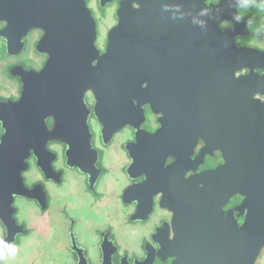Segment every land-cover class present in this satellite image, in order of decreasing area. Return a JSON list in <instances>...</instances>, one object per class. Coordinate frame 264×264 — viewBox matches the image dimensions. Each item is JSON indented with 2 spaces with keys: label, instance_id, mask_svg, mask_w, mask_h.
Listing matches in <instances>:
<instances>
[{
  "label": "flooded vegetation",
  "instance_id": "af4514ba",
  "mask_svg": "<svg viewBox=\"0 0 264 264\" xmlns=\"http://www.w3.org/2000/svg\"><path fill=\"white\" fill-rule=\"evenodd\" d=\"M121 1L123 0H84L95 22V45L100 54L106 49L109 30L118 22L117 10ZM12 2L13 0H8L9 15L0 20V31L6 29L5 37L0 35V47L4 46V55L0 56L8 60L3 72L6 79L15 85L16 92L8 96L0 94V102L4 103L15 102L20 97L22 82L15 75L17 69L39 71L47 59L44 53L36 49L42 32L32 29L24 33L20 17L11 16ZM143 2L144 0L131 2L133 11L137 13L138 24ZM244 2L245 0L225 2L227 8L234 6L241 17L239 21L246 24V28L238 29L241 34L235 36V44L264 50L251 44L258 36L264 38V32L253 29L256 7L245 11L240 7ZM255 2L258 3L259 0ZM149 3L150 6L153 5L154 11L150 21L148 17L150 47L147 55L144 53L143 56H138L136 70L143 77L149 78L148 89L143 81L140 91H148L150 94L139 95L134 100L135 105L120 112L114 121H111L112 114H105L102 123L94 109V97L86 93L83 96L87 109L86 123L91 146L97 157L92 167L85 173L68 166L64 154L66 146L57 140H47L46 149L49 153H54V156L51 158L48 153L42 154L39 166L31 153L26 160L27 168L22 172L27 188L41 185L37 191L38 201L24 196L14 197L15 219L19 210L16 201L20 198L30 200L45 213L49 210L53 196L49 183L59 188L65 182V172L68 169L73 171L76 178L81 179L85 192L92 197L85 203L91 215L87 217L83 214L76 218L65 207L55 209L56 214L67 224L68 243L65 248L70 255L67 264H101L102 256H108L110 264H172L174 257L169 254L176 252L178 242L190 252L227 253L235 243L232 239L234 235L226 229H220L227 225L229 229L230 221L240 225L249 211V204L243 203L245 195L235 192V127H232L231 103H209L198 114L199 119L189 123L183 118L179 103L181 96L174 93L178 88H186L189 82L204 81L206 92L213 88L217 91V96L221 95L225 99L229 96L232 91L230 65L227 70L216 69L219 56L215 50L219 37L216 36L215 28L219 33L220 29L231 27L233 22L231 19L220 20L219 8H216L220 0H149ZM261 19L264 21V16ZM171 28L175 30L173 36ZM188 28L193 30L189 36ZM15 37L21 38V49L16 53H9L8 43L12 46ZM194 37L197 40L200 37L201 45L206 49L200 72L196 73L198 75L203 71L206 78L203 76L201 80L188 79L189 73L183 68L184 64L186 67V61L184 63V57L182 58L183 49L175 43H184ZM172 43H175L173 48ZM29 47H32L36 58L42 57L39 65H34V60L27 57ZM216 70L217 80L214 79ZM254 71L259 75L264 73L262 68ZM246 72L243 69L234 72V76ZM224 123H227V127ZM45 125L48 129L52 127L51 117L45 119ZM113 159H118V166L111 173L108 164ZM48 161L53 173L47 176L44 169ZM34 170L38 176L34 175ZM197 174H201L197 179V201L201 204V213L204 217L207 215L208 219L214 215L218 224L214 226L213 223L211 225L209 222L199 221L197 230L193 231L195 224L187 222L184 216L181 217V210L179 212L178 206L175 208L172 204L180 201L183 205L182 201L188 195L187 185L183 180ZM107 178L112 179L108 184L112 186V192L108 194L110 198L105 203L107 184L104 183ZM86 220L93 225L88 241L81 237L82 230L79 231ZM16 222L23 225L25 232L22 234L30 233L24 222H18L17 219ZM0 225L1 240L5 236V229L1 223ZM20 235H16L14 243L18 242ZM225 245L228 251L224 249ZM79 255L85 260L79 259ZM201 260L200 264H203L204 258Z\"/></svg>",
  "mask_w": 264,
  "mask_h": 264
},
{
  "label": "water",
  "instance_id": "95a60500",
  "mask_svg": "<svg viewBox=\"0 0 264 264\" xmlns=\"http://www.w3.org/2000/svg\"><path fill=\"white\" fill-rule=\"evenodd\" d=\"M132 1L119 3L118 22L109 30L106 49L100 54L95 45V22L84 0H13L11 16L20 17L24 33L32 29L42 32L36 49L47 59L39 71L17 69L15 75L22 82L20 97L15 102H0V223L5 229V236L0 241L14 243L16 235L25 232L14 217L15 195L38 201L37 191L41 185L27 188L22 177L31 153L39 166L42 154L48 153L52 158L54 153L46 149L47 140L51 139L66 146L64 154L68 166L86 173L96 161L86 123L87 109L83 101L86 93L94 97V109L102 123L105 114H112L111 121H114L120 112L135 105L134 100L139 95L150 94L140 91L143 81L148 89L149 78L137 73L136 68L138 56L147 55L150 47L148 29L153 5L144 0L138 24ZM225 2L220 0L216 6L220 20L231 19L233 23L225 30L220 29L219 33L215 28L219 37L215 50L219 56L216 69L227 70L230 65L231 93L225 99L217 96L213 88L206 92L204 81L189 82L186 88H178L174 93L180 94L183 118L189 123L196 122L200 111L209 103H231L232 127H235V192L245 195L243 203L249 204V211L240 225L230 221L229 229L228 225L220 229L234 235L235 243L229 247L230 252H190L178 242L176 252L169 254L174 257L172 264H200L201 258H204L203 264H257L264 250V102L256 97V94L264 93V73L259 75L254 71L264 69V50L235 44V36L241 34L238 29L246 28V24L236 19L234 6L227 8ZM8 4V0H0V20L9 15ZM192 31L188 28V36ZM171 33L173 36L174 28ZM0 35L5 37V28ZM196 38L175 43L183 49L182 58L184 63L186 61L183 68L189 73L188 79L201 80L203 71L196 73L200 72L206 49L201 45L200 37L199 43ZM20 39L15 37L12 46L8 43L9 53L21 49ZM243 69L247 70L245 74L234 76V72ZM217 70L215 80L218 79ZM47 117L53 121L50 129L45 125ZM223 125L227 127V123ZM44 171L47 176L53 173L49 161ZM199 175L184 178L188 195L184 197L183 205L180 201L172 204V207L178 206L179 212L181 210V217L195 224L193 231L197 230L199 221L218 224L214 215L210 219L202 215L201 204L197 201ZM80 258L84 259L79 255ZM101 264H110L108 256H102Z\"/></svg>",
  "mask_w": 264,
  "mask_h": 264
},
{
  "label": "rangeland",
  "instance_id": "374dc122",
  "mask_svg": "<svg viewBox=\"0 0 264 264\" xmlns=\"http://www.w3.org/2000/svg\"><path fill=\"white\" fill-rule=\"evenodd\" d=\"M244 9V8H243ZM255 9L250 7L246 10ZM264 11L256 8L255 17L253 19V29L259 32H264V21L261 17ZM264 49V38L256 37L251 43ZM27 57L34 60V65H39L42 57L33 53L32 47L28 48ZM8 60L0 56V94L8 96L16 92V87L12 82H9L4 76L3 68ZM109 168L115 172L118 166V159H113L109 162ZM34 175L38 174L34 170ZM65 182L59 186L49 183L50 190L53 191L51 205L49 210L42 213L40 209L30 200L17 199L16 205L19 210L16 214L18 222H24L26 227L30 230L28 234H21L17 243H14L18 249L15 255L9 256L6 260L0 261L1 264H67L70 260L68 250L65 248L68 243L67 239V224L66 221L58 214H56V207H65V209L76 218L83 214L89 217L91 215L89 208L85 205L86 201L92 199L89 193L84 190V185L81 179L76 178L73 171L70 169L65 172ZM30 177L32 174L29 175ZM29 178V177H28ZM112 179L107 178L104 184H107L105 191L107 197L105 203L110 198L109 193L112 192V186H108ZM57 190L55 191L54 189ZM85 201V202H84ZM105 205V204H103ZM103 222V219H102ZM93 225L87 220L84 222L81 237L88 241L89 235ZM2 233V226L0 225V235ZM257 264H264V252L259 258Z\"/></svg>",
  "mask_w": 264,
  "mask_h": 264
},
{
  "label": "clouds",
  "instance_id": "9594fccd",
  "mask_svg": "<svg viewBox=\"0 0 264 264\" xmlns=\"http://www.w3.org/2000/svg\"><path fill=\"white\" fill-rule=\"evenodd\" d=\"M241 8L248 9L250 7H256L264 11V0H259L258 3L255 0H245L243 4L240 5ZM240 15L237 14L236 19H240ZM2 247H0V261L6 260L9 256H13L18 251L16 245L11 242L0 241Z\"/></svg>",
  "mask_w": 264,
  "mask_h": 264
},
{
  "label": "built area",
  "instance_id": "2783aa9c",
  "mask_svg": "<svg viewBox=\"0 0 264 264\" xmlns=\"http://www.w3.org/2000/svg\"><path fill=\"white\" fill-rule=\"evenodd\" d=\"M256 97L260 98L264 102V93L263 94H256Z\"/></svg>",
  "mask_w": 264,
  "mask_h": 264
},
{
  "label": "trees",
  "instance_id": "16d2710c",
  "mask_svg": "<svg viewBox=\"0 0 264 264\" xmlns=\"http://www.w3.org/2000/svg\"><path fill=\"white\" fill-rule=\"evenodd\" d=\"M0 52H1L0 54L3 56L4 55V46L0 47ZM0 131H1V128H0Z\"/></svg>",
  "mask_w": 264,
  "mask_h": 264
},
{
  "label": "bare ground",
  "instance_id": "6f19581e",
  "mask_svg": "<svg viewBox=\"0 0 264 264\" xmlns=\"http://www.w3.org/2000/svg\"><path fill=\"white\" fill-rule=\"evenodd\" d=\"M226 16H228V15H226Z\"/></svg>",
  "mask_w": 264,
  "mask_h": 264
}]
</instances>
